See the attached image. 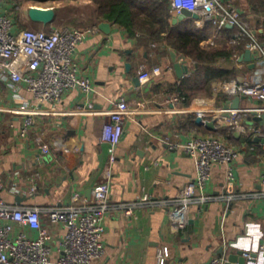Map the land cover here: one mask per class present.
I'll use <instances>...</instances> for the list:
<instances>
[{"label": "crops", "instance_id": "0c3cea01", "mask_svg": "<svg viewBox=\"0 0 264 264\" xmlns=\"http://www.w3.org/2000/svg\"><path fill=\"white\" fill-rule=\"evenodd\" d=\"M223 1L242 12L250 27L257 30V39L263 42L264 32L257 29L262 12L257 0ZM18 12L14 0H5L0 8V13L9 15L19 30L24 27L18 23ZM173 18L174 14L171 23ZM187 19L190 18L179 20L176 25ZM193 24L196 31L206 26L198 27L194 21ZM41 25L48 29V25ZM92 26H97V22L89 27ZM111 28L110 34L97 28L73 54L77 73L90 80L92 94L68 90L55 111L47 112L48 107L30 105V95L24 88H19L16 94L8 84L2 85L0 197L13 206L39 208L41 222L52 236L49 241L52 257H56L63 230L50 223L49 210L67 205L75 194L90 202L92 188L103 181L104 172L109 169V206L103 235L105 253L89 264H156L161 247L169 251L166 264H201L214 256L236 252L233 242L246 252L258 239V249L264 246V196L258 181L264 170V162L260 160L264 143L215 122L216 109L231 108L232 100L220 90L219 81L212 83L210 93L197 91L178 106H170L167 99L193 74L191 58L165 42L142 40L138 33L129 36L118 25L111 24ZM228 37L221 33L217 41L224 45ZM207 39L200 43L201 48L205 49ZM246 49L247 41L238 51ZM170 50L177 53V58H186L188 71L181 78L172 68ZM229 63L230 60H221L219 64L233 67ZM153 66L162 68L160 76L147 84L135 82L140 68ZM248 75L247 70L238 76L242 79ZM18 97L28 101L26 107L33 109L34 124L24 138L18 130L25 118L19 111ZM120 97L129 103L131 110L116 147L115 161L111 162L108 147L100 142V136L113 102ZM239 107L248 108L250 104L240 100ZM197 115L203 121L213 120L215 130L197 125ZM195 136L218 138L240 152L239 159L232 164L234 196L228 205L225 168L213 166L203 189V194L210 199L193 204L188 225L177 231L169 222L167 210L175 204L178 190L194 176L195 167L183 149L172 146L183 145ZM75 203L81 204V201ZM129 206L131 216L125 214ZM12 226L15 233L37 235L34 230L16 223Z\"/></svg>", "mask_w": 264, "mask_h": 264}, {"label": "built area", "instance_id": "2783aa9c", "mask_svg": "<svg viewBox=\"0 0 264 264\" xmlns=\"http://www.w3.org/2000/svg\"><path fill=\"white\" fill-rule=\"evenodd\" d=\"M4 1L0 0V8ZM169 1L171 13L175 17L182 10H187L197 15L196 19H190L198 27L211 25L212 35L205 41L204 48L216 46L219 34L228 26L231 27L233 32L224 44L227 48H234L230 58L231 65L237 72L241 71L240 74L248 70L249 75L242 79L237 75L228 81H219L220 90L230 99L238 96L240 100L250 104V107L216 109L215 122L233 128L240 134L264 139V38L260 42L257 39V30L250 27L242 12L223 0ZM257 27L264 32V9L259 14ZM96 31L97 26L70 28L57 27L52 23L48 24V29L18 30L9 15L0 13V89L3 84H8L17 94L22 87L30 95V105L48 107L47 112L55 111V106L61 102L63 94L68 90L92 94L94 88L90 80L77 73L73 54ZM244 39L247 40L251 52L250 62L254 64L251 70L247 68L248 62L239 61L244 52L235 48ZM177 60L182 64L186 63L183 56ZM161 73L160 66L140 68L137 78L141 84H147ZM18 99L21 102L19 111L25 115L18 130L19 136L24 138L34 124L33 109L26 107L28 101L24 98ZM183 100L182 96L174 93L167 99V103L175 107ZM130 110L129 103L120 97L113 102V109L103 124L100 142L107 145L111 162L115 161L116 147L124 134L125 120ZM254 118L262 120L254 121ZM173 147L183 149L193 160L195 167L194 176L178 190L175 204L167 210L170 224L177 231H181L190 221L191 206L210 199L203 194V189L215 165L225 168V198L228 205L230 204L235 188L232 164L239 159L240 152L212 136H195L185 144H176ZM260 160L264 162V152L260 154ZM109 178L108 169L104 172L103 181L92 188L90 202L75 194L67 205L49 210L50 223L63 230L56 257H52V248L49 245L52 236L41 222L39 208L13 206L0 197V264H89L101 259L105 253L103 235L109 206ZM258 181L260 192L264 196V170L261 171ZM145 199L146 196L141 198ZM78 200L81 204L75 203ZM125 214L132 215L131 206L126 208ZM12 223L34 230L37 235L30 237L23 231L15 233ZM258 250H264V246ZM244 255L249 257L248 252ZM168 256L167 247L159 248L156 264H166ZM226 260L227 256L221 254L201 264H225Z\"/></svg>", "mask_w": 264, "mask_h": 264}, {"label": "trees", "instance_id": "16d2710c", "mask_svg": "<svg viewBox=\"0 0 264 264\" xmlns=\"http://www.w3.org/2000/svg\"><path fill=\"white\" fill-rule=\"evenodd\" d=\"M65 1L69 0H14L18 7L28 3L43 4ZM89 1L96 8L97 24L101 21L110 22L124 28L129 36H135L138 33L142 40L153 43L165 42L168 47L191 58L194 65L193 74L182 81L177 91L184 100L192 98L197 91L210 93L213 82L228 81L233 78L234 67L226 68L219 63L221 60L229 61L234 48L223 47L214 50L201 48L200 43L212 35L211 25L206 24L204 29L199 31L195 30L191 19L172 25L169 0ZM257 2L263 10V0H257ZM232 32V29L225 28L222 34L230 35ZM246 41L244 39L235 48L243 49Z\"/></svg>", "mask_w": 264, "mask_h": 264}, {"label": "water", "instance_id": "95a60500", "mask_svg": "<svg viewBox=\"0 0 264 264\" xmlns=\"http://www.w3.org/2000/svg\"><path fill=\"white\" fill-rule=\"evenodd\" d=\"M27 15L29 19L35 23H41L43 25L51 24L54 21V18L56 16V13L53 8H40V7H33L31 6L28 11ZM185 18H192L196 19L197 15L193 14L187 10H182L181 14L175 18L172 19V24H176L179 20H183ZM97 28L105 33L110 34L112 28L111 23L107 21H101L97 24ZM228 28H231L228 26ZM170 57L172 61L173 68L178 76V78H181L184 73L188 71V66L185 64H182L178 62L177 60V53L174 50H170ZM239 61L241 62H248V68H253L254 64L251 63V52L249 49L245 50L244 53L240 56ZM128 68V65H126ZM138 81V78H135V82ZM214 85H216L214 83ZM239 101L240 98L238 96H235L232 98L230 102V107L232 109H236L239 107ZM254 121H261L262 118H254ZM195 123L197 125H204L206 129L212 131L215 130V125L213 120L203 121V118L201 116H197L195 119ZM235 136H238L237 133H235ZM256 142L261 141L264 143V139L255 138ZM231 245L236 248V252H229L227 255V260L225 264H264V250L259 251L258 245H259V239L256 241L255 245L248 250L249 257H246L244 254H246V250L244 251L240 246L237 245L236 242L231 243Z\"/></svg>", "mask_w": 264, "mask_h": 264}, {"label": "rangeland", "instance_id": "374dc122", "mask_svg": "<svg viewBox=\"0 0 264 264\" xmlns=\"http://www.w3.org/2000/svg\"><path fill=\"white\" fill-rule=\"evenodd\" d=\"M53 8L56 16L53 21L54 26H63L70 28H87L96 22V8L89 0H69L65 2H49L43 4L28 3L19 8V25L32 30L47 29L40 23H35L29 19L26 11L31 7ZM10 7V6H9ZM8 8V7H7ZM225 47L218 42L216 46L205 48V50H214ZM238 72V75H240ZM237 75L235 72L233 78Z\"/></svg>", "mask_w": 264, "mask_h": 264}]
</instances>
